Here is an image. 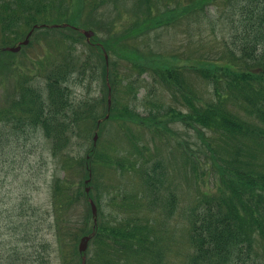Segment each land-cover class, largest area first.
<instances>
[{
  "label": "rangeland",
  "instance_id": "374dc122",
  "mask_svg": "<svg viewBox=\"0 0 264 264\" xmlns=\"http://www.w3.org/2000/svg\"><path fill=\"white\" fill-rule=\"evenodd\" d=\"M79 2L75 0L69 13H80V20H75L74 24L79 33L81 29L94 32L90 41L77 35L76 41L66 45L58 31L39 30L30 37L29 45L14 57L7 59L0 55V106L9 102L13 94L17 96L18 91L14 87L21 82L37 88L44 97L50 65L69 54L67 57L77 61L78 73L81 72L78 70L80 65L87 64L82 77L74 75L69 81L73 101L94 103L101 119L107 112L109 98L113 108L111 120L102 121L97 129L93 121L82 120V131L77 137H72L69 146L62 149L57 157L50 153L49 140L42 133L30 135L19 131L14 134L12 130L11 134L8 128L2 127L0 251L11 253L21 247L24 264H41L36 260L37 254L45 256L42 264H77L81 230L92 226L87 198L82 194L87 172L91 175L88 184L91 186L90 195L98 212H101L97 220L113 224L131 216L132 212L127 207L129 191L134 188L132 192H137L140 176L149 172L152 165L160 164L156 172L161 171L167 183L162 189L173 191L179 205V214L167 224L169 230L162 228L163 233H159L163 243L167 244L163 260L164 264H179L178 257L183 248L177 243L172 227L174 224L180 226V214L187 210L196 190H215L218 172L210 166L211 159L203 137L194 125H183L177 119L172 120L170 115L162 117L164 124L159 121L158 125L147 119L125 117L122 120L119 115L125 109L136 113L139 118H146L150 111L186 110L180 93L173 89V96L169 88L152 82L148 71L138 72L139 65L182 67L183 81L196 94L198 103L205 99L208 101L211 87L193 73L195 67L192 66L209 63L228 54L225 47L231 36L227 22L229 11L226 7L220 11L222 2H211L198 15L176 14V19L168 25L135 34L129 31L141 15L133 9L132 0H86L82 12ZM158 4L161 10L177 7L175 0H159ZM87 23H92L91 27ZM104 54L107 56V72L103 71L106 63ZM114 73L119 80L123 78V83L134 80V89L128 92L118 85L116 89L111 88L109 96L106 87H111L109 83ZM95 131L97 138L94 142ZM90 149L94 152L89 158L93 172L84 164ZM119 163L124 165L123 171ZM54 180L59 182L69 199L60 198V206L53 199ZM133 212L140 218L139 222L148 219L149 213L142 207ZM155 216L162 218L159 212ZM16 225L22 227L20 236L14 235ZM96 252H99V245L90 242L85 251V264H102L100 257L99 262L94 259Z\"/></svg>",
  "mask_w": 264,
  "mask_h": 264
},
{
  "label": "trees",
  "instance_id": "16d2710c",
  "mask_svg": "<svg viewBox=\"0 0 264 264\" xmlns=\"http://www.w3.org/2000/svg\"><path fill=\"white\" fill-rule=\"evenodd\" d=\"M79 1L82 12L86 0ZM74 2L0 0V46L18 43L34 26L37 28L32 35L41 30L58 31L63 44L76 41V36L81 34L74 21L80 20V13H69ZM132 2L133 9L141 15L129 31L135 34L168 25L176 19V14L198 15L211 2H222L220 11L223 7L228 9L227 22L231 30L225 47L228 54L192 66L195 67L193 73L211 87L208 101L198 103L196 94L183 81L182 67L139 65L138 72L148 71L152 82L160 83L172 93L173 89L180 93L186 110L150 111L146 118H139L125 109L119 117L122 120L125 117L147 119L158 125L159 121L164 124L162 117L170 115L172 120L177 119L183 125H194L203 137L210 166L218 172L215 190H196L187 210L180 214V226L174 224L172 227L177 243L183 248L178 257L179 264H264V0H175L177 7L164 10L160 9L159 0ZM52 23L69 26L56 29L41 26ZM87 24L91 27L92 23ZM73 25L75 29L70 27ZM0 55L8 59L16 54L0 48ZM67 56L50 65L44 97L41 91L27 83L13 86L18 91L17 96L13 94L9 102L0 106V145L4 136L2 127L8 128L11 134L12 130L14 134L19 131L30 135L42 133L49 140L50 153L57 157L69 146L72 137L82 131V120L96 124L99 116L95 104L75 103L68 86L71 77L83 76L87 64H81L78 73L77 61ZM122 79L114 73L109 83L111 88L121 85L131 92L135 87L134 80L123 83ZM87 153L89 157L84 159V164L93 172L89 160L94 154L93 149ZM65 162L69 164V161ZM62 163L66 166L63 160ZM119 165L123 171L124 165ZM159 168L160 164L152 165L149 172L140 176L139 186L134 184L138 191L132 192L134 188L129 191L130 217L113 224L99 219L91 240L99 245L95 260L99 262L100 257L102 264H164L167 244L163 243L159 233L162 228L169 230L167 224L179 214V205L173 191L162 189L167 183L162 172H156ZM52 188L53 199L60 206V198L68 199V195L57 180L53 181ZM82 194L88 196L85 192ZM139 207L149 213L145 222H139L140 218L134 215L133 211ZM158 212L162 214L161 219L155 216ZM21 228L16 225L14 235L20 236ZM90 232L91 228L81 230L82 236ZM5 243L9 242L5 240ZM36 260L45 263V256L37 254ZM79 262L77 258V264ZM0 264H24L21 247L11 253L0 251Z\"/></svg>",
  "mask_w": 264,
  "mask_h": 264
},
{
  "label": "water",
  "instance_id": "95a60500",
  "mask_svg": "<svg viewBox=\"0 0 264 264\" xmlns=\"http://www.w3.org/2000/svg\"><path fill=\"white\" fill-rule=\"evenodd\" d=\"M31 33V32H30ZM30 33L29 35L26 37V39L22 42L19 43V45L17 47H8L6 50L8 51H11V52H18L21 45H26L28 44V37L30 36ZM83 34L85 35V37H90L92 36V31H89V30H86V31H83ZM95 138V137H94ZM90 208L92 209V215L94 216L96 214V209H95V205L93 204L92 201H90ZM89 236H84L83 238L80 239L79 241V246H78V250L79 252H84L86 247H87V241L89 240ZM84 263V259L82 261ZM82 263V264H83Z\"/></svg>",
  "mask_w": 264,
  "mask_h": 264
}]
</instances>
